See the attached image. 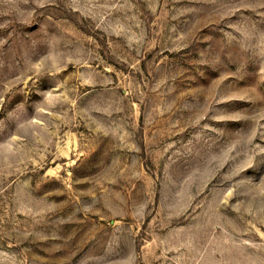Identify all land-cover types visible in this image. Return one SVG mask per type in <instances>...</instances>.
I'll return each mask as SVG.
<instances>
[{
	"label": "rangeland",
	"instance_id": "obj_1",
	"mask_svg": "<svg viewBox=\"0 0 264 264\" xmlns=\"http://www.w3.org/2000/svg\"><path fill=\"white\" fill-rule=\"evenodd\" d=\"M0 264H264V0H0Z\"/></svg>",
	"mask_w": 264,
	"mask_h": 264
}]
</instances>
